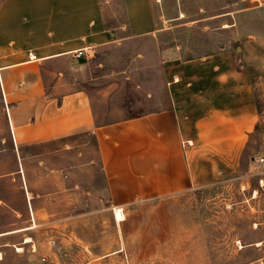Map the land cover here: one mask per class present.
<instances>
[{"label": "rangeland", "instance_id": "374dc122", "mask_svg": "<svg viewBox=\"0 0 264 264\" xmlns=\"http://www.w3.org/2000/svg\"><path fill=\"white\" fill-rule=\"evenodd\" d=\"M151 1L154 34L86 58L96 121L166 106L163 58L230 48L250 76L259 114L237 167L136 202L118 220L92 133L19 151L7 139L0 142V264H264V3ZM102 5L110 24L126 23L122 0ZM2 106L0 94V139Z\"/></svg>", "mask_w": 264, "mask_h": 264}, {"label": "crops", "instance_id": "0c3cea01", "mask_svg": "<svg viewBox=\"0 0 264 264\" xmlns=\"http://www.w3.org/2000/svg\"><path fill=\"white\" fill-rule=\"evenodd\" d=\"M122 1L126 23L110 24L102 0H0V142L19 151L92 133L113 209L230 173L259 117L248 72L224 48L163 58L166 106L96 121L86 58L157 30L151 0Z\"/></svg>", "mask_w": 264, "mask_h": 264}, {"label": "bare ground", "instance_id": "6f19581e", "mask_svg": "<svg viewBox=\"0 0 264 264\" xmlns=\"http://www.w3.org/2000/svg\"><path fill=\"white\" fill-rule=\"evenodd\" d=\"M114 212H115V216L118 220L123 218V213H122V209L120 207H116L114 208ZM27 237V236H26ZM28 238V237H27ZM19 248V247H18Z\"/></svg>", "mask_w": 264, "mask_h": 264}, {"label": "built area", "instance_id": "2783aa9c", "mask_svg": "<svg viewBox=\"0 0 264 264\" xmlns=\"http://www.w3.org/2000/svg\"><path fill=\"white\" fill-rule=\"evenodd\" d=\"M75 54L77 55V56H81V55H88L89 53L86 51V50H84V49H79V50H76L75 51ZM29 56L31 57V58H35V55L34 54H29Z\"/></svg>", "mask_w": 264, "mask_h": 264}, {"label": "water", "instance_id": "95a60500", "mask_svg": "<svg viewBox=\"0 0 264 264\" xmlns=\"http://www.w3.org/2000/svg\"><path fill=\"white\" fill-rule=\"evenodd\" d=\"M239 48V47H238Z\"/></svg>", "mask_w": 264, "mask_h": 264}]
</instances>
